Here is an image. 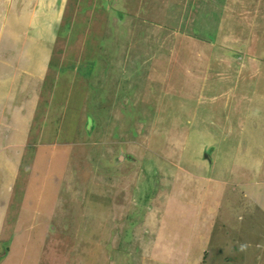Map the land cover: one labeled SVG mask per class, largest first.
<instances>
[{
  "label": "rangeland",
  "instance_id": "1",
  "mask_svg": "<svg viewBox=\"0 0 264 264\" xmlns=\"http://www.w3.org/2000/svg\"><path fill=\"white\" fill-rule=\"evenodd\" d=\"M55 2L0 0V108L44 89L0 130V264H264V0Z\"/></svg>",
  "mask_w": 264,
  "mask_h": 264
},
{
  "label": "crops",
  "instance_id": "2",
  "mask_svg": "<svg viewBox=\"0 0 264 264\" xmlns=\"http://www.w3.org/2000/svg\"><path fill=\"white\" fill-rule=\"evenodd\" d=\"M36 1H37L36 5L40 4V8L38 9V11H36L35 10L36 8H35L33 9V12H30L31 14H29V12L28 13L25 12L26 15H33V20L32 19L31 20L34 25H38V23L36 22V15L43 16V17L59 16L58 19H60V22L63 20L62 19L63 12L59 10V8H61L62 6L56 7L55 0H36ZM13 2H15L17 4V7L21 9L20 7L23 4V2H25V0H12V6H13ZM25 9L30 11L31 8L26 7ZM7 14L8 15L10 14L9 11ZM0 15H1V12H0ZM0 23H3V21L2 22L0 21ZM28 28L31 30H34L31 26H29ZM43 30H45L46 33H48L50 37L54 36V34H52V33H55L54 27L51 25V23L45 25ZM248 45L249 44L242 45L241 49H244V52H246L245 48H247ZM241 49L237 51V50L231 49V47L230 48L226 47V50L229 51V54H231V56L233 55L232 57L234 59L240 57L238 53L240 54L244 53ZM250 50H251V53L254 52L253 48H250ZM0 55H1L0 62H2L4 66L14 68V64L17 63V57L15 56L17 55L16 51H12V50L4 51L2 49V51L0 52ZM21 55H23V52H21ZM249 57L250 58L252 57L251 60H253L254 62L256 60H259V58L255 57V55L253 54H251ZM228 62L229 61H227L226 63L228 64ZM17 67H18V64H17ZM241 72H242V69L240 68L239 74L237 73V77H236L238 80L240 78ZM27 74H29L30 78L34 77L36 81L35 79H32V82H31L29 79H27L24 84L20 85L19 89L18 87H19L20 81L22 80V77L23 75H25V73L20 76L18 75V72H17V73L11 74L13 76L11 79L4 78L6 83L10 82V90L6 92L7 94L6 93L4 94V99L6 100V102H5V105H2V107L0 108V130H1L2 136L4 134H9L8 139H5V140H8V142L13 141L15 143L13 144L15 148L23 147V143H24L23 140L26 138V134H27L26 130L30 124V120L28 119V116H32V113L35 111V108H36L37 97H39L40 92L43 93V90H44L43 83H41V81L43 80V77H40L38 81V79L35 77L33 73H27ZM6 83H5V87H6ZM17 92L20 93L21 97L19 95V99L16 100L15 98H16ZM24 96H26L25 100H23ZM6 106H8V111H7ZM29 111H30V114H28ZM19 128H20L19 131L17 130H15V132L13 131L14 129H19ZM17 132L22 134L20 138H16ZM14 133H15V136L13 137ZM9 146H10V143H9ZM222 249L227 251L232 248L228 247V244H226L224 248ZM235 250L236 251H231L230 253L233 261L226 262L225 264H230V263L242 264L243 259H244L243 252L237 249ZM207 253L208 252H206V254Z\"/></svg>",
  "mask_w": 264,
  "mask_h": 264
},
{
  "label": "flooded vegetation",
  "instance_id": "3",
  "mask_svg": "<svg viewBox=\"0 0 264 264\" xmlns=\"http://www.w3.org/2000/svg\"><path fill=\"white\" fill-rule=\"evenodd\" d=\"M206 258L207 261L209 260L210 264H225L226 262L233 261L231 258V254L228 251H225L224 249L210 251L206 254Z\"/></svg>",
  "mask_w": 264,
  "mask_h": 264
},
{
  "label": "water",
  "instance_id": "4",
  "mask_svg": "<svg viewBox=\"0 0 264 264\" xmlns=\"http://www.w3.org/2000/svg\"><path fill=\"white\" fill-rule=\"evenodd\" d=\"M207 158V157H206Z\"/></svg>",
  "mask_w": 264,
  "mask_h": 264
}]
</instances>
